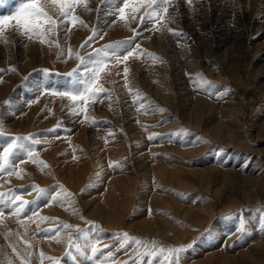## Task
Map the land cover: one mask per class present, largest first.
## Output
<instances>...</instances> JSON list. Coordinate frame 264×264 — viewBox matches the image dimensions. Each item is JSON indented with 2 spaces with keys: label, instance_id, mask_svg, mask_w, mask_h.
I'll return each instance as SVG.
<instances>
[{
  "label": "rangeland",
  "instance_id": "obj_1",
  "mask_svg": "<svg viewBox=\"0 0 264 264\" xmlns=\"http://www.w3.org/2000/svg\"><path fill=\"white\" fill-rule=\"evenodd\" d=\"M27 2L3 0L0 16H11ZM86 3L71 13L69 20L79 17L75 24L47 34L51 44L23 38L11 27L0 35V45L9 42L11 49L0 56V85H13L0 99V157L12 138H29L19 142L23 147L15 150L11 166L0 170V193L32 202L17 216L8 210V197L0 201V264H177L167 253L172 246H184L178 264H264V15L238 0H171L167 28L160 32L152 30L155 21L141 25L143 9H126V20H120L110 14L117 0ZM206 6L216 14L227 8L229 14L251 13L241 62L212 63L214 52L209 67L206 47L188 37L185 21L195 10L206 13ZM48 11L57 15L56 9ZM168 28L183 35H171ZM94 30L95 38L81 48ZM160 35L172 38L178 52L168 42L159 48L154 38ZM134 36L119 60H104L98 82L107 91L81 104L84 111L77 113L68 97L53 94L66 90L71 78L65 73L77 67V57ZM18 38L24 47H16ZM136 45L141 51L123 60ZM190 76L211 83L197 90ZM33 81L41 85L29 93ZM15 92L22 100L28 96L25 108L14 104ZM113 180L119 186L110 195ZM38 189L47 191L38 195ZM143 218L164 235L147 232ZM44 231L62 235L60 242ZM123 233L129 234L127 243ZM69 236L80 247L65 255ZM133 238L155 240L165 252L138 255L145 249ZM91 245L101 251L93 254Z\"/></svg>",
  "mask_w": 264,
  "mask_h": 264
},
{
  "label": "snow or ice",
  "instance_id": "obj_2",
  "mask_svg": "<svg viewBox=\"0 0 264 264\" xmlns=\"http://www.w3.org/2000/svg\"><path fill=\"white\" fill-rule=\"evenodd\" d=\"M110 2L111 0H102V3ZM0 3H3V0H0ZM82 3L87 6L86 0H28L27 3L22 4L21 7L18 8L11 16H0V35L4 34L5 29L11 27L20 35L27 36L29 38H32V36H37L42 43L51 44L52 41L48 40L47 34L53 31H58L65 23L75 24L79 20V17L71 16V20H69V17L74 8ZM171 7V0H123V6H120V0H117V3L113 5V11L110 14L115 15L118 13L120 20H126V9L131 13H137L143 9V15L140 17L141 25L146 22L155 21V23H153L152 30L162 32L165 28H167V21L169 17L166 14L169 12ZM50 8L57 10V15L55 17L50 15L48 11ZM135 18V15H131V19ZM12 20H15V25H10V21ZM82 23L83 21H80V24ZM167 30L171 35L177 37L183 35V33L175 32L170 28ZM134 32H136V30H134ZM136 34H138V32ZM96 35L97 33L94 30L92 36L88 37L83 42L81 48L87 46ZM134 39L135 36L125 41L115 42L114 44H109L103 46L102 48L94 49L93 53H89L85 57H77L80 63L76 68H73L70 72L65 73L67 77L71 78V80L66 84V90L58 93L54 91L53 94H58L61 97H68V99L73 102L72 110L76 111L77 113L84 111V108L80 106L81 104L86 106L89 100L95 102L99 99L101 93L107 91L98 82L101 78V72L103 71L104 60L110 56H114L117 60H119V52L125 46L130 45ZM137 51H141L139 45H136L134 49L128 51L127 54L123 56V60L127 61L129 57L133 55V52ZM58 58L61 57L58 56ZM81 66L84 67V71L82 73L80 72ZM10 70L14 71V69ZM127 71L128 69L125 68V73H127ZM189 78L193 83L194 88L197 90H199L203 84L211 83L209 81L203 80V78H201V81H196L191 76ZM43 87L46 88L48 86L44 85ZM4 103L8 104L9 101L5 100ZM50 131H55V129ZM0 135H3V133H0ZM26 139L29 138H12V142L7 147H4L3 155L0 157V162H2L4 167L0 168V170H5L11 166L10 160L11 157L16 155L15 150L18 147H23V145L19 142ZM149 139H152V137L150 136ZM0 147H3V145H0ZM109 166L113 167L116 165L110 164ZM46 191L47 190L45 189H38V195H43L46 193ZM66 195L71 194L66 193ZM5 197H8V199L11 200V206L15 209V215L17 216H20L24 212L26 205L32 203L31 201L22 200L20 196H15V199H11V196L8 193H0V201H2ZM52 199L55 201L58 199V197H53ZM41 219L46 220L50 218L41 217ZM64 226L70 227L69 225ZM244 230V225L242 223L240 226V231ZM128 237V233L122 234V238L125 239V243L128 242ZM133 239L135 240L136 244L141 245L145 249L144 252H138V255L156 256L165 252L164 246H157L155 240L151 241L149 244L147 242H143L140 238ZM123 246L124 244L122 243L121 247ZM79 247L80 246L76 243L75 238L69 236V248L66 250L65 255L72 254L73 249L79 251ZM90 247L93 254L101 251L95 245H91ZM183 247L184 246H172L171 248L167 249L169 256L175 255L177 257V264L179 253L183 250ZM112 255L113 254L111 252L108 253L109 257H112ZM41 256H43V253H41ZM21 264H24L23 260L21 261ZM56 264H58V262H56Z\"/></svg>",
  "mask_w": 264,
  "mask_h": 264
},
{
  "label": "bare ground",
  "instance_id": "obj_3",
  "mask_svg": "<svg viewBox=\"0 0 264 264\" xmlns=\"http://www.w3.org/2000/svg\"><path fill=\"white\" fill-rule=\"evenodd\" d=\"M96 1V0H95ZM239 2L244 1L246 4H249V10H258L259 13H262L264 15V0H238ZM90 3V2H89ZM22 4V3H21ZM196 5L199 6H204V3H195ZM18 5L20 6V4L18 3ZM245 6V5H244ZM229 7V5H228ZM234 7V6H233ZM12 8V7H11ZM19 8V7H18ZM96 8V7H95ZM204 8V7H203ZM13 9H14V5H13ZM17 9V7H16ZM213 9V8H212ZM211 8L208 10L207 6H206V13L202 12L200 13L199 11L195 10V14H193L192 19H187L185 22L187 23V27L190 30V34H188V37L191 40H194L195 42H199L198 46L199 47H206V61L207 59L210 60V57L212 56V54L214 52H216V61H213L212 63L215 64H221L224 62H227L228 64L231 63H239L242 61V54H238L241 51V48H243L245 45L244 42V38H245V34L246 31H249V27L251 26V22L253 21L251 18V13L247 12H237V10H233L231 9L230 14L229 12H227L228 8L223 11L222 13H218L216 14L215 10H212ZM244 9V8H243ZM6 10V9H5ZM177 10V9H176ZM250 10V11H251ZM6 13V12H5ZM182 13V12H181ZM181 18V17H180ZM264 21V20H263ZM261 24L263 23H258V27L261 26ZM254 25V24H253ZM109 26V25H108ZM148 31V30H147ZM79 32V31H78ZM239 33V34H237ZM14 35V34H13ZM155 35V34H154ZM196 35V38H194ZM14 37V36H13ZM23 37V35H22ZM165 36H159V37H155L154 40L156 41V45L159 48L165 49L164 44L168 42L169 48L173 53H176V51L178 52V50L175 48V42H173L171 39L165 40L166 38H164ZM21 38V37H20ZM24 38V37H23ZM22 38V39H23ZM79 38V36L77 37V39ZM175 38V37H174ZM187 38L184 37V39ZM183 39V37H182ZM188 39V38H187ZM246 41V40H245ZM14 42V41H12ZM9 43V42H8ZM7 42L3 43L2 45H0V56L2 54L7 55L10 54L11 49L10 44H8ZM165 44V45H166ZM185 44V43H184ZM188 44V43H187ZM186 44V45H187ZM206 44V46H205ZM16 47L17 48H22L24 47L25 44V40H20L19 38L16 39ZM161 46V47H160ZM201 47V48H202ZM198 48V47H197ZM28 50H34V48H29ZM3 56V55H2ZM193 57H195V55H193ZM260 57H264V53L260 56ZM212 58V57H211ZM175 59V58H174ZM194 61V60H193ZM195 62V61H194ZM207 65H209V67L211 66L210 63H208L207 61ZM238 65V64H237ZM33 67V65H30V67L28 69H31ZM26 70V69H25ZM215 70V69H213ZM264 70V69H263ZM239 72L238 70L236 71V73ZM220 73V72H219ZM14 79V77H11ZM17 78V77H16ZM32 80V79H31ZM11 82V81H9ZM13 83V82H12ZM41 83V82H40ZM38 82H32L30 88L28 89L29 93H35L37 91H39V84ZM48 83V82H47ZM55 83V82H54ZM53 83V84H54ZM67 84V83H66ZM41 85V84H40ZM65 85V83H64ZM12 84L10 83H4L0 85V99H2L4 96H6L8 93H11V89H12ZM65 88V87H64ZM16 94L13 93V97ZM28 99L27 97H24V99L22 100V98L20 99L19 97H17L15 95V102L14 104L16 105V107H20V108H25V100ZM1 102V101H0ZM60 106V104H59ZM39 108V107H38ZM19 111V110H18ZM27 112V111H26ZM34 112V111H33ZM32 113V112H30ZM37 115V114H36ZM34 118L33 114H30V116L27 117V119H25L24 121L27 122V124H29V122ZM10 120V119H9ZM14 122V121H13ZM17 122V121H15ZM19 123V122H17ZM228 137H230V135H227ZM233 137V136H232ZM230 137V139L232 138ZM191 149V148H190ZM55 151V150H54ZM47 152V151H46ZM138 152V151H137ZM193 152V151H192ZM54 153V152H53ZM139 153V152H138ZM52 154V153H51ZM55 155V154H53ZM213 168V167H212ZM199 170V174L200 176L203 175V169H198ZM230 172V171H229ZM228 174L230 175V173H225L226 177H229ZM228 179V178H227ZM21 180V179H20ZM23 181V180H22ZM42 181V180H41ZM46 182H48L46 180ZM114 184L117 185L115 188H117L119 186V184L117 183L116 180L111 181L110 183V195H113V193H116L117 190L114 188ZM22 186V185H21ZM83 202V200L81 201V203ZM8 204V210L12 211L14 210V208L11 206V200L7 201ZM32 207H34V204H32ZM58 209V208H57ZM54 210V209H52ZM50 211V210H49ZM123 211V210H122ZM107 212V210H106ZM192 212V211H191ZM34 213V212H33ZM36 213V212H35ZM31 214V212H30ZM111 215V214H109ZM138 215V214H137ZM117 217H120L121 214L119 215H115ZM143 216V214H142ZM196 216V215H195ZM195 216H188L189 218H193ZM36 217V216H35ZM137 219V218H136ZM139 221H143L141 223V226H143L147 232H154V233H160L161 235H164L163 232H160L159 229L155 228V224L153 221H151L150 219L147 218H143V219H139ZM137 227V226H136ZM135 227V228H136ZM44 229V228H43ZM47 230V229H46ZM157 230V232H155ZM53 231V230H52ZM51 231V232H52ZM43 233H47V236H51L54 241H59L62 237V235H53V233H50L48 231H44ZM64 240V239H63ZM45 242V241H43ZM60 242V241H59ZM49 243V242H48ZM62 243V242H61ZM64 243V242H63ZM44 244V243H43ZM56 244V242H55ZM57 245V244H56ZM65 247V244L64 246ZM50 248V247H49ZM62 248V247H60ZM58 252V251H57ZM71 260V259H70ZM77 258L76 261L77 262ZM85 261V260H84ZM236 261V260H235ZM81 262V261H80ZM86 263V262H85ZM94 260H88L86 264H94ZM78 264V263H77Z\"/></svg>",
  "mask_w": 264,
  "mask_h": 264
}]
</instances>
